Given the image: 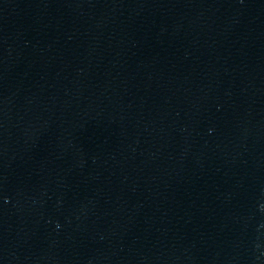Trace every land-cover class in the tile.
<instances>
[{
  "label": "water",
  "instance_id": "water-1",
  "mask_svg": "<svg viewBox=\"0 0 264 264\" xmlns=\"http://www.w3.org/2000/svg\"><path fill=\"white\" fill-rule=\"evenodd\" d=\"M0 264H264V0H0Z\"/></svg>",
  "mask_w": 264,
  "mask_h": 264
}]
</instances>
